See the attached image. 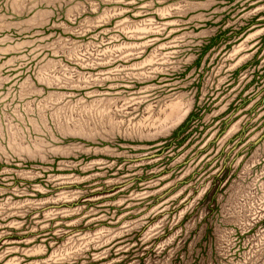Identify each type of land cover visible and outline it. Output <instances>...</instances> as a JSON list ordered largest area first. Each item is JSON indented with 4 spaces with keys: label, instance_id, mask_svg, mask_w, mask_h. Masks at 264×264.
<instances>
[{
    "label": "rangeland",
    "instance_id": "rangeland-1",
    "mask_svg": "<svg viewBox=\"0 0 264 264\" xmlns=\"http://www.w3.org/2000/svg\"><path fill=\"white\" fill-rule=\"evenodd\" d=\"M0 264H264V0H0Z\"/></svg>",
    "mask_w": 264,
    "mask_h": 264
}]
</instances>
